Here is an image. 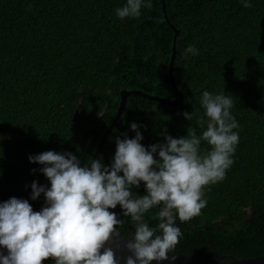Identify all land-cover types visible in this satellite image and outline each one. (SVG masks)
I'll return each instance as SVG.
<instances>
[{
	"label": "trees",
	"instance_id": "trees-1",
	"mask_svg": "<svg viewBox=\"0 0 264 264\" xmlns=\"http://www.w3.org/2000/svg\"><path fill=\"white\" fill-rule=\"evenodd\" d=\"M125 0H0V202L31 200V184L47 185L30 155L72 152L92 161L113 121L122 89L175 99L168 77L174 30L173 80L183 94L177 105L129 95L98 160L110 166L116 138L137 123L147 147L197 135L204 90L231 96L240 140L226 178L205 188L201 214L176 225L182 237L173 253L199 250L239 258L264 257V0H152L139 19H119ZM165 4V20L163 12ZM171 26L169 25V23ZM194 45L198 55L182 53ZM184 112H193L191 121ZM209 146L201 144V150ZM35 169V171H33ZM143 195V183L133 188ZM119 230L134 232L130 217ZM157 209L146 214L150 227ZM46 264H55L50 257Z\"/></svg>",
	"mask_w": 264,
	"mask_h": 264
},
{
	"label": "clouds",
	"instance_id": "clouds-1",
	"mask_svg": "<svg viewBox=\"0 0 264 264\" xmlns=\"http://www.w3.org/2000/svg\"><path fill=\"white\" fill-rule=\"evenodd\" d=\"M241 3L253 7L251 0ZM145 7L151 8L152 0H125L115 11L121 20L139 19ZM182 54L195 56L199 50L189 45ZM199 104L204 110L197 118L202 134L191 128L179 138L164 133L163 143L145 147L140 126L132 122L135 136L116 138L110 166L101 160L82 164L72 152L30 155L50 183L33 181L30 199L43 194L45 206L34 211L28 199L15 197L0 202V264H42L50 257L55 264H118L114 251L105 246L121 232L122 219L110 211L117 206L134 225L125 264H174L169 253L182 237L177 219L183 223L201 214L207 205L205 188L226 178L240 140L231 96L204 90ZM194 115L183 113L188 121ZM202 143L209 146L207 151L202 152ZM142 183L145 194H134L133 188ZM153 209L156 227L145 220Z\"/></svg>",
	"mask_w": 264,
	"mask_h": 264
},
{
	"label": "water",
	"instance_id": "water-1",
	"mask_svg": "<svg viewBox=\"0 0 264 264\" xmlns=\"http://www.w3.org/2000/svg\"><path fill=\"white\" fill-rule=\"evenodd\" d=\"M162 6H163V12L165 15L166 14L165 13V4H163ZM165 20L168 21V18L166 15H165ZM169 25L171 26L170 23H169ZM172 29L174 30V37H173V41H172V54H171V58H170L169 65H168V77H169V81L171 83L172 88L176 92V95H177L176 98L175 99H168V98H164V97L154 96V95L145 93V92L138 90V89H132V90L122 89L120 91V102H119L118 109L115 113L113 121L110 123V125L107 127L106 131L101 136V138L97 144V147H96L92 161L98 160V155H99L100 149H101L105 139L107 138V136L111 132L112 128L117 124V121L119 120V118L121 116V113L124 109V105H125L127 96L139 95V96L144 97L146 99H149L151 101L167 103L169 105H177L182 101L183 94L177 89V86H176V84L173 80V76H172V68H173V63H174V59H175V55H176V37L178 35L179 30L175 29L174 27H172ZM47 185L50 186L49 181L47 182ZM44 206H45V198H44V196H42L38 211H40ZM129 240H131L130 236L124 235L122 232H120L119 236H113L108 242H106L105 246L110 247L114 251V254H115V257L117 259L118 264H125L126 258L129 255H131V253L126 248V244ZM101 251H103V249ZM5 254H7L6 251H5ZM169 256L170 257L175 256L176 259L174 261V264H264V257L239 258V257H235L233 255L210 253V252H207L205 250H199V251H196V252H194L192 254H188V255L187 254L169 253ZM42 264H46V263L42 262ZM152 264H156V262L153 261ZM161 264H169V262L163 261V262H161Z\"/></svg>",
	"mask_w": 264,
	"mask_h": 264
}]
</instances>
